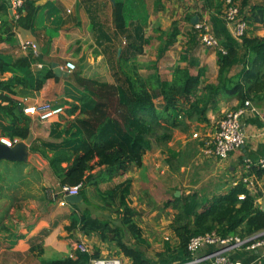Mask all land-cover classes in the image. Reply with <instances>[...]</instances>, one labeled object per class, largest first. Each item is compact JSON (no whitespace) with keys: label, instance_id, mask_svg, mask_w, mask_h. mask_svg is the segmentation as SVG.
Listing matches in <instances>:
<instances>
[{"label":"trees","instance_id":"16d2710c","mask_svg":"<svg viewBox=\"0 0 264 264\" xmlns=\"http://www.w3.org/2000/svg\"><path fill=\"white\" fill-rule=\"evenodd\" d=\"M202 1L204 9L213 8L216 14H221L222 2ZM158 4L156 1L155 12L160 10ZM80 5L90 21L96 46L94 54L104 57L112 81L85 77L80 70L71 72L68 79L82 91L78 104L70 107L69 114L74 118L68 128L52 125L50 136L57 142H44L41 146L51 153L48 167L60 186L81 184L78 195L82 196L83 203L71 205L73 214L65 230L72 232L78 229L83 234L96 235L104 244H114L129 264H153L143 255L141 247L148 243L131 219L133 211L127 203L130 181L102 193L106 204L118 202V212L125 214L121 225L110 215L104 214L102 218L95 215L90 207L103 211L105 207L92 205L84 188L111 181L130 166L141 167L144 154L154 144L165 145L175 129L186 132L192 123H209L207 113L221 99L236 100L238 106L246 101L264 102V37L251 36L246 31L238 48H228L225 54L217 51L216 83L202 85L200 73L192 75L188 68L178 67L172 70L169 81H162L155 73L143 77L136 62L137 55L150 43L145 33L149 13L144 0H128V3L121 0H81ZM247 5L248 1L243 0L240 8L247 25L264 27V0L245 11ZM106 8L111 10L110 32L97 16ZM38 10L33 1L24 0L19 10L20 17L8 22L9 0H0V41L12 40L19 28L30 29ZM194 16L201 19L200 13L185 18L190 26L188 48L200 42L198 32L191 24ZM157 32L160 34L157 53L161 56L175 43L179 34L178 23L173 21L168 31ZM39 60V55L35 57L33 50L15 59L0 55V75L13 73L10 79L0 81V91L10 92L17 85L37 91L47 79L58 80L51 67L44 73L33 75L32 65ZM154 93L162 98L159 107L154 103ZM0 99V120L7 122V126L1 128V136L24 141L31 131L33 119L24 114L10 97L0 95ZM36 150L37 146L32 142L30 151ZM95 168L101 169L99 175H91ZM252 172L257 177L264 175V169H253ZM241 195L243 199H239ZM260 196L251 194L242 181L228 187L224 194L213 197L209 203L200 201L194 194L174 195L169 204L175 210L170 228L178 244L173 250L169 242H164V251L160 255L175 252L176 258L185 263L191 259L187 245L192 237L214 231L221 237L239 236L244 239L264 232V210L257 203ZM5 208L8 215L10 208ZM78 208L82 209L78 211ZM124 231L135 239V247L124 242ZM9 237L13 238L8 245L11 249L18 235L9 233ZM2 242L0 240V245ZM99 258L100 250L96 247L91 253L75 250L72 256L48 264H90Z\"/></svg>","mask_w":264,"mask_h":264},{"label":"crops","instance_id":"0c3cea01","mask_svg":"<svg viewBox=\"0 0 264 264\" xmlns=\"http://www.w3.org/2000/svg\"><path fill=\"white\" fill-rule=\"evenodd\" d=\"M31 1H33L34 5L39 8L34 23L30 29H17L16 35L12 40L0 41V55H7L15 59L24 57L33 50V53L34 51L36 52V55L34 54L35 57L39 55L40 59L39 62L32 65L31 69L34 76L44 73L50 67L54 72L53 66H57L62 72H67V75H56L58 80H54L52 78L47 79L42 88L37 91L17 85L11 88L10 92L0 91V95L10 97L16 101L21 108L30 107L42 102H50L55 107L64 108V113L62 115L48 122L41 123L36 119L32 120V142H34V144L37 146V150L36 152L30 151L29 146L27 150L29 158L28 162L21 163V165H19L21 166L20 168H24L23 173L20 176L21 180L23 177L29 175L31 170L38 171L46 177V181L52 184L53 191L56 193V195H59L57 193H59L61 186L59 185L57 179L52 175L48 167V163L43 162V160H46L41 156L39 149H43L47 152L46 154L51 157V153L46 148H42L41 143L57 142L50 136L51 126L54 124H59L61 129L64 127L68 128L70 126V122L74 118V115L69 114L71 111L70 107L71 105L78 104V99L82 95V91L68 79L71 72H68L65 69V64L68 61L71 62V60H73L75 63H77V66H83L86 68L91 66V70L96 69L94 71V74L96 75H98L103 68H107V64L102 55L94 54L96 46H93V43L95 45V40L93 42L92 39L94 38L90 37V33H92L90 21L85 13L84 7L80 5L81 0ZM156 1L159 2L158 6L160 7V10L155 12L154 7ZM196 1L198 0H144L146 11L149 13L145 33L146 36L150 38V43L149 47L145 48L142 54L136 57V62L140 70L142 68L141 71L146 73V76H149V72H152L151 70L156 68L155 74L162 81H169L171 79H169V75H171L172 70L177 66L181 68H188L192 75H197L200 73L201 81L204 83H216L218 70L216 65L217 50L214 48L205 47L200 42L193 48H188L189 46L186 41L190 26L185 22V20L182 19H185L188 15L194 13H201V19L199 18V20L204 21L209 25L220 46L224 49L232 47L238 48L240 41L233 36L231 27L224 22L222 18V8L220 12L221 14H216L213 8L204 9L200 4L196 3L195 5ZM219 1L223 2V0ZM247 1L248 5L247 8H245V11H248L256 4L263 2V0ZM106 10L107 8L103 10L102 13H105ZM109 12H111V10H109ZM99 13H101V11L98 12V15ZM3 19H5V17H3ZM10 19L11 11L9 10V16L7 17L6 21L11 22ZM176 19L179 27L178 35L180 36L177 37L175 43L163 55L159 56L156 66L153 67L154 61L156 60L157 48L160 43V40L158 39L160 34L157 32V30L168 31L172 21ZM99 21L101 20L99 19ZM106 21L107 20H103L102 22L105 24L107 32H110L112 30L111 13L108 24L105 23ZM249 27V30H255L257 33L253 34L252 32L248 31V35L250 34L264 37L263 26L254 24L253 27ZM20 29L28 31L30 36L35 40L36 45L24 42ZM147 54L148 56L152 55L153 57L149 60L142 59ZM174 55H176L177 59L174 58ZM170 59L173 62L171 61L166 63V61H169ZM80 60L84 61V63L81 65L79 64ZM94 62L99 66V68L97 65L94 67ZM189 65H191V68ZM143 75L145 76L144 73ZM12 76V72H6L3 75H0V81H6ZM103 76L104 78L99 79V76L93 75V77H88L85 75V77L88 78H95L107 82L112 81L108 72V68L107 72ZM3 104H5V102H3ZM252 104L256 108L257 113H246L242 118L245 143L243 147L233 152L227 158V162L233 164L232 167H229V171H235L237 175L236 179H238L237 181L231 182L230 186L236 185V183L239 182L241 177L245 174L243 167L247 161L257 162L258 160L264 158V102ZM238 107V102L236 100L224 101V99H221L212 110L208 111L211 112L210 114L207 113L209 123L214 122L216 117H219L220 115L224 116L226 112L235 110ZM219 122L220 121H218V123ZM5 126H7V122L5 120H0V136L2 135L1 128ZM214 133L215 131L213 134ZM34 160H38L39 165H36ZM142 161L145 163V160ZM12 167L14 166H9V168ZM95 169L99 170V168ZM95 169L91 172V175L95 174ZM131 169L132 167L128 169L126 174H128ZM126 174L124 173L123 175L126 176ZM120 177H122V175L113 178V181L118 184V179ZM255 182V192L261 195L257 199V203L264 210V175L260 177L256 176ZM88 187L89 186H86L84 190ZM225 187L224 189L222 188L218 190V194H224L229 186ZM65 209L67 211H72L73 207L71 205H67ZM14 211L15 214L9 212L7 220L9 219L11 222H13L12 220H15L14 223L16 225L22 224L25 221V217L20 212V208L17 207ZM67 220L63 221L62 224L59 225H57L56 222L48 225V223L45 221H41L37 224H29L30 226L20 228L14 234H17L18 238L13 247L8 250L6 249L7 252L11 253L10 257H7L6 255V258L1 259L0 263L2 262V264H12L13 261L23 262L24 260L30 259L29 264H48L65 257H70L73 254L72 249L74 248L75 244H83L86 247L88 253H91L92 244H94V240H99L98 237L94 234H83L78 230H73L72 232L67 233L65 230V227L69 225V221ZM45 231H48L47 234L44 233ZM8 236L9 235L6 234L0 238V240L3 241L0 251L5 250L3 247H8L9 243L12 241L11 239L13 238H9ZM95 244L100 250V258H106V253L103 251L104 243L100 242V245L99 243ZM105 246L109 245L105 244ZM30 248L34 249L30 250ZM48 252L49 254H47ZM51 255H56L57 258L53 260H45L46 256ZM231 257L233 259L241 260L246 264H264V248L256 249L254 251H236L231 254ZM117 260L120 261V259ZM122 262L123 261H121V263ZM127 263L129 264L128 259L122 264Z\"/></svg>","mask_w":264,"mask_h":264},{"label":"rangeland","instance_id":"374dc122","mask_svg":"<svg viewBox=\"0 0 264 264\" xmlns=\"http://www.w3.org/2000/svg\"><path fill=\"white\" fill-rule=\"evenodd\" d=\"M121 1L128 3V0ZM242 2V0H236L240 8L242 7ZM196 3L203 6L202 0L196 1L195 5ZM224 7L225 4L222 2V18ZM98 16L101 21L107 20L105 23L108 24L110 20L109 9L107 8L105 13H99ZM182 20L185 19L183 18ZM174 21L178 23L177 19ZM250 26L253 27V25ZM249 29L250 27L248 26L247 33L248 31L253 34L257 33V31H251ZM90 37H93L92 33H90ZM92 41L94 42V39H92ZM187 42L188 37L186 43ZM93 46H95L94 43ZM148 47L149 44L146 45L143 50ZM152 57V55L148 56L147 54L142 59L149 60ZM158 58L159 56L156 52V60L154 61L155 66ZM174 58L177 59L176 55H174ZM171 61L170 59L166 61V63ZM71 62L75 65L74 72L80 70L84 76L93 77V75H95L99 76V79H102L104 78L103 75L107 72V68L105 67L102 69L103 72L101 70L100 73L96 75L94 74L96 69L91 70V66L87 68L83 66L80 67L77 66L75 61L71 60ZM83 63V60L79 61L80 65ZM96 65L97 64L94 62V67ZM189 66L191 68V65ZM97 67L99 68L98 65ZM141 70L139 68V73L142 76H144V73V77H150L156 73V68H153L151 70L152 72H149V76H146V73ZM170 78L171 75H169V79ZM203 84L205 83L203 82L202 85ZM153 100L157 107L162 103V98L158 96L157 93H154ZM210 113L211 112H208V114ZM222 117V115L216 117L215 121L212 123H203L199 125L192 123L190 124L189 130L186 132L175 129L172 131L171 139L165 145L157 146L154 144L152 149L144 154L142 160H145V163L142 161L141 167L130 166L132 169L128 174H126L128 170L124 172L126 176L123 175L124 173L120 174L122 177L118 179V184L112 179L105 183H99L98 186H89L85 189L87 198L92 205L105 207V211L94 210L91 207L90 210L99 217H103L104 214L110 215L117 224L121 225V219L125 214L118 212V202L115 204H113V202H111L112 204H106L107 202L102 192L109 188L112 189L121 183L125 184L127 181H130V192L127 197V203L129 208L133 211L131 219L140 229L142 238L148 243V245L145 244L141 247L143 255L146 259L152 261L153 264L181 263L180 260L176 258L177 254H175V252L170 254L167 253L162 256L160 255L164 251V242H169L170 248L173 250L176 249L178 244V240L175 238L170 228L171 224L174 222L175 210H173L169 204H171L174 195L182 196L194 194L200 201L209 203L212 201L213 197L220 195L218 194V190L224 189L225 186L230 187L231 182L238 180L236 179L237 175L235 171H229V167H232L233 164L228 163L227 160L219 161L207 157L203 153L204 148L202 147L201 141L204 139L207 140L212 136L218 121H220ZM194 134L197 136L194 137ZM39 151L41 152V156L46 160H43V162L48 163L50 157L46 154L47 152L41 148ZM34 162L36 165H39L38 160H34ZM9 166L14 167L9 168ZM16 167H19V170ZM20 167L21 166L17 165V162L0 160V238L6 234L9 235V232L15 234L20 228L30 226L29 224L34 225L41 221H45L48 225L54 222L59 225L67 219V221L70 222V216L73 214V211H67L65 209L69 204L60 206L59 201L62 197L61 195H56L53 191L52 184L46 181V177L38 171L31 170L30 174L23 177L21 180L20 176L24 168ZM100 172L101 169H95L94 175H99ZM4 176H6V178L2 180ZM248 189L251 194H256L255 186L254 188L250 186ZM81 206L82 205H80V207ZM5 207H9V212L13 214H15L14 210H16L17 207L20 208V212L25 217V221L22 224L16 225L14 223L15 220H12L13 222L9 219L7 220V208ZM81 209L82 208H78L77 210L80 211ZM123 239L127 245L135 247V239L127 231H124ZM95 243H99L100 245V240H94L91 251L96 247ZM1 248L2 246L0 245V249ZM3 249L5 250L0 251V260L5 259L6 255L10 257L11 254L7 252V246L3 247ZM103 251L106 253L107 258L120 259V262L127 261L114 244L109 246H105L104 244ZM47 254H49V252ZM55 258H57L56 255H51L46 256L45 260H53ZM29 261L30 259L24 260L23 262L13 261L12 264H29ZM0 264H2V262Z\"/></svg>","mask_w":264,"mask_h":264},{"label":"built area","instance_id":"2783aa9c","mask_svg":"<svg viewBox=\"0 0 264 264\" xmlns=\"http://www.w3.org/2000/svg\"><path fill=\"white\" fill-rule=\"evenodd\" d=\"M24 0H9V10L11 11V19L13 21L20 17L19 10L22 8ZM225 7L223 8L224 21L231 27L233 36L241 41V37L247 31L248 25L240 13V6L236 0H223ZM198 32L199 41L202 45L214 48L222 54L226 53V49L222 48L211 31L209 25L204 21H198L193 25ZM36 55V52L34 51ZM68 72L75 70V65L68 61L65 64ZM24 114L31 119H36L41 123L48 122L59 117L64 113V108L55 107L50 102H42L30 107L22 108ZM246 113H257L256 108L249 101L235 110L228 111L218 123L213 136L207 140H203V153L207 157H213L219 161L227 160V158L235 151L243 147L245 136L243 132L242 118ZM264 135V129H263ZM197 135L194 134V137ZM19 140H11L8 137L0 136V144L8 148L13 147ZM253 169H264V158L257 162H246L244 167V175L241 177L247 189L251 186L254 188L256 176L252 173ZM81 189V184L75 186H61L59 195L62 199L59 201L60 206H66V196H76ZM249 190V189H248ZM244 196H239L243 199ZM264 248V232L248 238H240L239 236L221 237L216 232H210L203 235L192 237L187 245V251L191 255V259L185 263L179 264H246L241 260L233 259L231 254L236 251H254ZM88 252L83 244H75L72 251ZM72 256V255H71ZM90 264H121L117 259L100 258L92 260ZM251 264V263H247Z\"/></svg>","mask_w":264,"mask_h":264},{"label":"water","instance_id":"95a60500","mask_svg":"<svg viewBox=\"0 0 264 264\" xmlns=\"http://www.w3.org/2000/svg\"><path fill=\"white\" fill-rule=\"evenodd\" d=\"M113 2V0H110ZM199 21L197 16H194L191 19V24L195 25ZM20 32L23 36V40L26 43H32L36 45L35 40L30 36L28 31H25L24 29H20ZM120 52V50H119ZM54 68V73L56 75H67V72H62L57 66H53ZM33 140V134L30 131L28 137L24 141H20L16 143L13 147L8 148L4 145L0 144V160H5L8 162H17V163H25L29 160L28 158V147L31 145ZM65 200L67 204L69 205H74V204H82V196L76 195V196H66ZM94 218V216H93Z\"/></svg>","mask_w":264,"mask_h":264},{"label":"clouds","instance_id":"9594fccd","mask_svg":"<svg viewBox=\"0 0 264 264\" xmlns=\"http://www.w3.org/2000/svg\"><path fill=\"white\" fill-rule=\"evenodd\" d=\"M20 142V141H19Z\"/></svg>","mask_w":264,"mask_h":264}]
</instances>
